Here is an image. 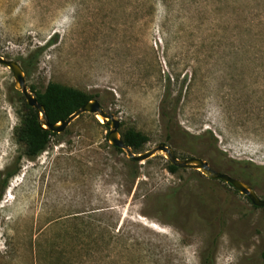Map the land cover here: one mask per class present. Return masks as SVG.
I'll return each mask as SVG.
<instances>
[{
  "label": "rangeland",
  "instance_id": "rangeland-1",
  "mask_svg": "<svg viewBox=\"0 0 264 264\" xmlns=\"http://www.w3.org/2000/svg\"><path fill=\"white\" fill-rule=\"evenodd\" d=\"M254 17L264 0H0V56L30 66L35 91L53 82L91 95L119 133L148 138L138 153L163 143L179 159L221 154L224 173L257 176L264 200V25L253 29ZM13 84L0 65V173L24 149ZM164 94L178 98L171 129ZM108 131L83 114L19 159L0 200V264H200L212 240L213 264H264V208L194 170L170 173L163 153L133 165ZM244 163L258 169L244 176Z\"/></svg>",
  "mask_w": 264,
  "mask_h": 264
},
{
  "label": "trees",
  "instance_id": "trees-1",
  "mask_svg": "<svg viewBox=\"0 0 264 264\" xmlns=\"http://www.w3.org/2000/svg\"><path fill=\"white\" fill-rule=\"evenodd\" d=\"M256 17V16H255ZM253 18L251 21L252 27L258 28L257 22L264 25V17H260L258 20ZM263 33V32H262ZM25 76L30 75V66H27L25 62L20 63ZM30 92L35 96L38 104L42 105L44 108V113L47 118V122L50 125L57 124L60 121L66 120L70 115H72L77 109L81 108L88 101L93 100V97L81 90L74 89L68 86L61 85L59 83H49L42 92L35 91L33 87H28ZM22 100L23 96L20 92H17ZM178 103V98L173 101L168 94H164L159 107L160 119L162 124L167 129H171L174 124V119L176 115V107ZM103 108V107H102ZM25 113L21 117V123L15 131L16 141L22 144L24 149L20 156L16 158L13 168H9L6 171L0 173V200L5 188L8 185L9 179L17 173V163L22 157L27 160H34L41 153H43L49 146L51 139L58 136V134L51 132L48 129L43 128L42 122L38 119L36 111L30 108L24 103ZM93 118L97 125L108 130V123L100 124L93 115ZM121 139L124 145L131 148L133 153H138L143 150L144 145L148 142V138L141 132L135 131L133 129H127L120 133ZM118 152H123L121 149L116 148ZM192 151V149H191ZM175 156L177 154L173 151ZM186 158H194L193 156ZM133 165H137L136 162L132 161ZM226 160L221 154H217L216 161L212 160L210 165L216 171L224 173V165ZM167 169L170 173L175 174L180 171L177 167L167 164ZM258 169L251 166L248 163H244L243 166L240 165V170L246 176L249 172ZM200 174V172L195 171ZM227 174V173H226ZM137 174L135 173V176ZM229 175V174H228ZM230 176V175H229ZM232 178H237L231 175ZM248 180H244L248 185L253 187V183L257 179V176H251L249 173L247 175ZM239 179V178H237ZM216 251V241H210L204 250L201 252V263L200 264H213L214 256Z\"/></svg>",
  "mask_w": 264,
  "mask_h": 264
},
{
  "label": "water",
  "instance_id": "water-1",
  "mask_svg": "<svg viewBox=\"0 0 264 264\" xmlns=\"http://www.w3.org/2000/svg\"><path fill=\"white\" fill-rule=\"evenodd\" d=\"M0 65L9 69L14 78V89L21 93L28 107L36 111L38 119L42 122L43 128L50 130L53 133H62L74 120L83 114H91L101 118V124L108 123L109 131L107 134L108 142L111 146L121 149L125 152L127 158L136 163H141L153 157L156 153H163L168 163L178 169L194 170L200 172L204 177L212 180H219L225 184H229L239 194L245 196L250 203L259 208H264V200H261L256 195L254 189L247 183L232 178L226 173H221L214 170L208 161L201 158L179 159L175 156L172 149L165 144L160 143L149 151L133 153L130 147L124 145L119 133V121L113 114L105 111L95 99L88 101L81 108L77 109L66 120L60 121L57 124L50 125L47 122L44 108L38 104L35 96L30 92L26 84V76L19 63L4 59L0 56Z\"/></svg>",
  "mask_w": 264,
  "mask_h": 264
},
{
  "label": "flooded vegetation",
  "instance_id": "flooded-vegetation-1",
  "mask_svg": "<svg viewBox=\"0 0 264 264\" xmlns=\"http://www.w3.org/2000/svg\"><path fill=\"white\" fill-rule=\"evenodd\" d=\"M209 163V162H208ZM210 164V163H209ZM211 166V165H210ZM214 169V168H213ZM215 170V169H214ZM201 174V173H200ZM207 178V177H206ZM209 179V178H208ZM212 180V179H211ZM217 181H219V180H217ZM229 185V184H228ZM245 197V196H244Z\"/></svg>",
  "mask_w": 264,
  "mask_h": 264
},
{
  "label": "bare ground",
  "instance_id": "bare-ground-1",
  "mask_svg": "<svg viewBox=\"0 0 264 264\" xmlns=\"http://www.w3.org/2000/svg\"><path fill=\"white\" fill-rule=\"evenodd\" d=\"M97 118L101 121V118L99 116H97Z\"/></svg>",
  "mask_w": 264,
  "mask_h": 264
}]
</instances>
